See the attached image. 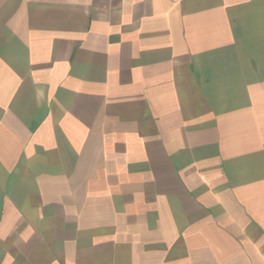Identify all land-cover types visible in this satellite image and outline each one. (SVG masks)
<instances>
[{"label":"crops","instance_id":"obj_1","mask_svg":"<svg viewBox=\"0 0 264 264\" xmlns=\"http://www.w3.org/2000/svg\"><path fill=\"white\" fill-rule=\"evenodd\" d=\"M0 264H264V0H0Z\"/></svg>","mask_w":264,"mask_h":264}]
</instances>
